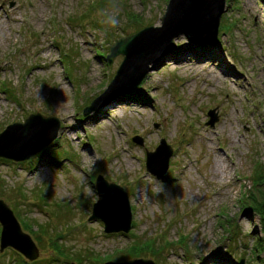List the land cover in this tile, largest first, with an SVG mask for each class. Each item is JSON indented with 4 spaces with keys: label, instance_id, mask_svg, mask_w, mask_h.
I'll return each mask as SVG.
<instances>
[{
    "label": "rangeland",
    "instance_id": "obj_1",
    "mask_svg": "<svg viewBox=\"0 0 264 264\" xmlns=\"http://www.w3.org/2000/svg\"><path fill=\"white\" fill-rule=\"evenodd\" d=\"M169 2L0 0V134L33 114L61 122L49 152L24 162L0 158V200L40 250L30 262L7 249L0 264H17L13 253L28 264L254 263L251 249L264 233L260 215L249 211L255 170L264 172V0H227L221 25L228 26L216 45L175 38L165 58L184 56L183 69L172 60L165 68L160 59L130 96L112 94L84 116L123 62L122 55L107 62L112 46L158 21L162 26ZM101 10L117 12L119 26L102 24ZM213 110L218 121L210 126ZM162 140L173 155L158 178L147 171L146 153ZM98 176L128 193V234H106L101 221H90ZM228 223L230 230L239 226L230 251ZM141 240L168 245L160 255L139 251L120 260ZM260 258L256 264L264 253Z\"/></svg>",
    "mask_w": 264,
    "mask_h": 264
},
{
    "label": "water",
    "instance_id": "obj_2",
    "mask_svg": "<svg viewBox=\"0 0 264 264\" xmlns=\"http://www.w3.org/2000/svg\"><path fill=\"white\" fill-rule=\"evenodd\" d=\"M227 0H170L162 26H149L127 38H120L110 49L107 62L123 56L116 75L101 96L84 110L88 116L96 111L99 100L112 94L122 96L136 90L147 74L165 54L175 49L173 40L184 35L194 44L216 45L222 16ZM208 124L214 126L218 121L215 111L209 112ZM61 122L57 117H44L41 114L30 115L24 123L9 125L0 134V158L24 162L40 153L58 137ZM133 141L142 145L136 136ZM147 171L162 178L169 170L173 149L162 140L154 152L147 151ZM98 201L94 205L90 221L99 220L104 224L106 234H128L132 229L133 214L128 193L121 186L110 183L103 176L95 182ZM0 253L12 249L30 262L40 257V250L32 237L25 233L14 211L0 200ZM105 264H156L153 260H128L107 262ZM239 264H245L242 259Z\"/></svg>",
    "mask_w": 264,
    "mask_h": 264
},
{
    "label": "trees",
    "instance_id": "obj_3",
    "mask_svg": "<svg viewBox=\"0 0 264 264\" xmlns=\"http://www.w3.org/2000/svg\"><path fill=\"white\" fill-rule=\"evenodd\" d=\"M107 2V1H105ZM131 17V16H130ZM133 22H136L138 21V18L137 16H132V20ZM225 26H228V25H225ZM224 24H222L220 26V30L219 31H224L226 28H225ZM53 146H51L50 148H47L43 153H46V152H49L51 150ZM257 170V169H256ZM255 170V176H256V189H255V195L258 196H262L261 197V202L258 201L257 197L255 196V199H254V202L253 203H250V207H252L251 212L254 211V213H256V215H260V217L262 218L263 220V224H262V228H263V232H264V172L262 170L260 171H256ZM261 187V188H260ZM260 193V194H258ZM250 196V195H249ZM246 199V198H245ZM228 221L232 220L231 218L228 217L227 219ZM229 227H231V225L228 223L226 226H224L225 230L230 233V236H228V238H226V243H227V246L226 249L227 251H230V249L233 247L232 245L236 244V242L238 243L239 242V231H238V225L237 224H234L232 225V230L228 229ZM238 231V232H237ZM63 237L59 236V239H62ZM238 238V240L236 239ZM257 240L255 241V245H254V248H252V257H253V261L254 263L253 264H256V262L260 259L261 260V254L264 253V233H262V236L261 237H257L256 238ZM37 240L40 241V236L37 237ZM40 243L42 244V242L40 241ZM165 244L162 245L161 247H157V243L155 240H141V241H134L132 242V244L129 246V250H125L123 252V254L120 256V260H125V259H132V258H136L137 256H140L141 254H139V251L142 252V254L144 253H150L152 256H156V255H160V253H162V251L167 248V245L168 243L164 242ZM159 244V243H158ZM160 246V245H158ZM62 253H66L65 250H62V249H59ZM148 251V252H147ZM144 253V254H145ZM13 255L17 256L14 258L15 262L17 264H28L26 261H24L22 259V257H20L19 255H17L16 253H13ZM95 258V257H94ZM57 260H53V263H56ZM59 262V261H58ZM260 264H264V261L263 263L260 262Z\"/></svg>",
    "mask_w": 264,
    "mask_h": 264
},
{
    "label": "bare ground",
    "instance_id": "obj_4",
    "mask_svg": "<svg viewBox=\"0 0 264 264\" xmlns=\"http://www.w3.org/2000/svg\"><path fill=\"white\" fill-rule=\"evenodd\" d=\"M159 24H160V21H158V22L155 24L156 27H159ZM180 41H181V39H177V40H176L177 43H179ZM166 55H168V54H165L164 56H162V57L160 58V59H162V63H163V65H164L165 68H169V67H170V64H171L170 61H171V60L175 62V65L173 66V68H176V69H177V68H181V69H183L184 66H186L187 61L184 60V58H183L184 56H178V57L169 56L168 59H166V58H165ZM160 59H159V60H160ZM214 76H215L216 78H219V80H221L220 76H218V75H214ZM130 93H131V92H130ZM122 96L128 97V96H130V95H129V94H124V95H122ZM120 97H121V96H120ZM107 115L109 116L110 113L107 112ZM15 117H19V114L16 113V114H15ZM148 132H150V134H152V131H151V130H149ZM58 136H59V135H58ZM57 138H58V137H57ZM56 140H57V139H56ZM56 140H55V141H56ZM55 141H54V142H55ZM50 145H51V144H50ZM50 145H49V146H50ZM46 148H47V147H46ZM42 151H43V150H42ZM215 172H217L216 168H215ZM165 175H166V174H165ZM165 175H164V176H165ZM164 176H163V177H164ZM227 234H228V236H230V233L227 232ZM228 236H225L224 239L226 240V238H228ZM225 240H224V241H225ZM225 242H226V241H225ZM200 264H202V263H200Z\"/></svg>",
    "mask_w": 264,
    "mask_h": 264
},
{
    "label": "clouds",
    "instance_id": "obj_5",
    "mask_svg": "<svg viewBox=\"0 0 264 264\" xmlns=\"http://www.w3.org/2000/svg\"><path fill=\"white\" fill-rule=\"evenodd\" d=\"M99 15L103 18L100 22L104 25L110 26L111 28H116L120 24L118 13L115 11L109 12L108 10H101Z\"/></svg>",
    "mask_w": 264,
    "mask_h": 264
}]
</instances>
